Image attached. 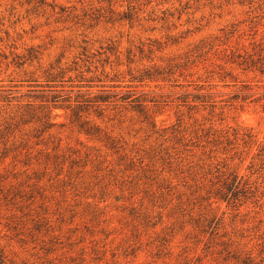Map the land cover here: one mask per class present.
Segmentation results:
<instances>
[{"label":"rangeland","instance_id":"rangeland-1","mask_svg":"<svg viewBox=\"0 0 264 264\" xmlns=\"http://www.w3.org/2000/svg\"><path fill=\"white\" fill-rule=\"evenodd\" d=\"M0 264H264V0H0Z\"/></svg>","mask_w":264,"mask_h":264}]
</instances>
